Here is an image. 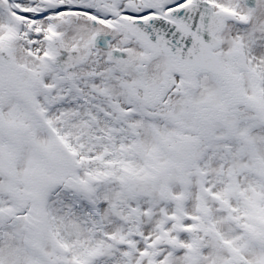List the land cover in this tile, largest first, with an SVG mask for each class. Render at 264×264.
<instances>
[{
	"label": "snow or ice",
	"instance_id": "snow-or-ice-1",
	"mask_svg": "<svg viewBox=\"0 0 264 264\" xmlns=\"http://www.w3.org/2000/svg\"><path fill=\"white\" fill-rule=\"evenodd\" d=\"M0 264H264V0H0Z\"/></svg>",
	"mask_w": 264,
	"mask_h": 264
}]
</instances>
